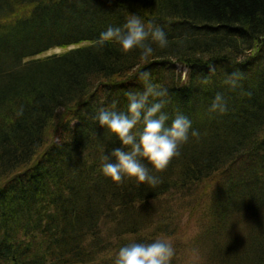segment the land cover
Masks as SVG:
<instances>
[{
  "label": "trees",
  "instance_id": "trees-1",
  "mask_svg": "<svg viewBox=\"0 0 264 264\" xmlns=\"http://www.w3.org/2000/svg\"><path fill=\"white\" fill-rule=\"evenodd\" d=\"M132 14L168 46L147 60L93 46ZM140 70L167 89L168 123L192 121L165 170L141 160L155 187L100 172L123 146L94 117L126 111ZM217 93L222 114L209 111ZM184 211L205 264H264V0H0V264H113L125 245L174 234Z\"/></svg>",
  "mask_w": 264,
  "mask_h": 264
},
{
  "label": "clouds",
  "instance_id": "clouds-1",
  "mask_svg": "<svg viewBox=\"0 0 264 264\" xmlns=\"http://www.w3.org/2000/svg\"><path fill=\"white\" fill-rule=\"evenodd\" d=\"M114 41L120 50L127 53L134 48L141 50L142 57L153 54L152 44L164 49L168 46L167 34L163 27L150 21L146 27L141 18L132 14L123 26H109L93 41V46L103 47L105 42ZM210 72H215L214 65H208ZM186 80L190 72L187 65L177 66ZM143 83V91L127 92L126 111L116 112L99 109L94 119L99 126L114 134L123 147L113 149L101 157L103 163L100 172L112 181L121 183L124 177L134 178L137 184L155 187L161 183L158 176L141 160L146 159L157 172L167 168L170 161L178 156L182 144L189 138L192 121L180 112L169 122V115L163 111L167 101V89L151 80V73L140 70L137 73ZM238 74L233 73L225 80L231 87H236ZM210 112L225 113L227 104L221 93H217L210 105ZM23 114L21 108L17 115ZM191 135L198 137L196 130ZM127 149V150H125ZM175 255L172 244L166 240H155L152 243H131L119 249L113 264H171Z\"/></svg>",
  "mask_w": 264,
  "mask_h": 264
},
{
  "label": "rangeland",
  "instance_id": "rangeland-1",
  "mask_svg": "<svg viewBox=\"0 0 264 264\" xmlns=\"http://www.w3.org/2000/svg\"><path fill=\"white\" fill-rule=\"evenodd\" d=\"M66 48H53L44 53L49 55L53 53H61ZM217 183V178H212L208 182L202 184L198 193L202 196L199 202H202L205 197V192ZM197 230L196 215L189 214L184 211L181 217L180 224L174 234L169 237H162V240L170 242L175 250V264H205L202 254L198 246L193 242Z\"/></svg>",
  "mask_w": 264,
  "mask_h": 264
}]
</instances>
